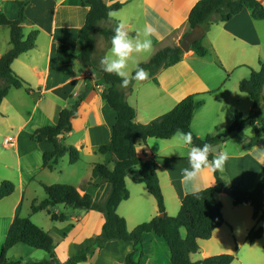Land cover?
<instances>
[{"label":"crops","instance_id":"crops-1","mask_svg":"<svg viewBox=\"0 0 264 264\" xmlns=\"http://www.w3.org/2000/svg\"><path fill=\"white\" fill-rule=\"evenodd\" d=\"M199 1L201 0H103L108 6L118 2L126 3L116 13L126 23L129 36L134 42L145 38L143 28L146 23H152L158 29L159 39L152 38V52L141 55L134 53L129 60L127 71L130 75H133L137 66L149 61L159 50L180 45L189 30V15ZM82 2L83 0H0V14L9 20L18 19L19 4L25 5L28 19L23 25L25 38L33 31L39 32L36 47L22 54L12 64L14 72L29 84L31 93H27L25 89H12L0 107V142L4 150H12L7 154L0 152V185L3 181H11L15 185V192L1 200L12 204L10 218L5 225L6 236L11 224L20 215L19 211L27 194H32L31 184L35 178L46 176L47 173L50 178L58 172L57 165L53 170L43 167L44 153L53 151L54 146L32 141V135L37 129L56 125L60 112L71 107L75 99L86 92L78 116L72 120V131L63 136L64 143L77 148L82 156L96 158L100 154L99 147L109 144L111 140L117 114L103 98L102 91L105 87L97 85L94 71L83 68L78 60L61 65L57 59L59 45L68 46L75 55L82 49L80 33L89 12V7ZM261 2L264 5V0ZM110 26L107 23V27ZM203 45L208 49L206 57H199L189 50L184 53L179 64L156 73L148 70L149 77L146 81L133 80L127 88L119 87L126 95L128 104L135 109L137 123H150L172 111L190 95H195L196 100L202 103L191 123L192 131L201 139L213 134L219 126L224 133L233 124L236 112L242 113L244 117L250 115L253 101L248 94L240 91L239 85L241 81L250 78L252 70H259L260 62L264 61V21L255 20L252 12L244 9L229 22L213 24L204 35ZM11 48L10 30L0 27V58ZM110 48L111 46L107 48L105 39L100 38L95 43L92 58L98 67H101L100 60L110 52ZM262 99L264 113V88ZM254 135L255 130L247 127L242 132L223 138L217 145L231 157L225 170L220 172L223 180L228 185H240L245 191L255 189L264 177V133L261 129L258 145L246 147V143ZM136 151L142 161H154L159 166L158 178L166 213L170 217H176L183 199L188 195L186 193L190 192L189 188L180 183L181 169L188 167V148L177 144L172 138H150L146 143L139 144ZM179 153L183 155L180 156ZM103 156L104 163H87L86 177L77 184H71L81 194H91L97 203L107 199L111 186L101 177L92 179L93 169L97 164H107L111 169L114 167L112 156ZM138 177L139 168H136L126 178L130 197L117 209V213L126 220L129 231L159 215L157 202L147 187L132 180ZM44 182H39L41 187L43 184L47 185ZM215 182L213 173H205L201 187L204 190ZM53 183L48 182V185ZM228 196L224 192L216 196L223 205V215L225 216V207L230 209L233 205L232 214L244 216V229L249 233L257 226L253 208L248 205L236 206L231 196V201H227ZM34 202L37 200L31 198L30 209ZM59 207L53 208L51 212L61 214ZM225 221V225L217 229L212 237L225 234L223 228L229 224L227 218ZM64 223L71 224V230L64 234V241H68L65 258L70 260L86 241L101 234L105 218L96 210H73L72 216H68ZM163 242L166 243L155 234H146L143 247H140L135 260L141 264H154L150 250L155 245L163 246ZM133 250L131 242H108L89 263L125 264L127 255ZM214 255L216 254L204 251L201 260ZM193 256L194 254L191 256L192 260L197 261Z\"/></svg>","mask_w":264,"mask_h":264},{"label":"trees","instance_id":"trees-1","mask_svg":"<svg viewBox=\"0 0 264 264\" xmlns=\"http://www.w3.org/2000/svg\"><path fill=\"white\" fill-rule=\"evenodd\" d=\"M82 3L89 7V12L80 33L81 51L75 55L68 46L59 45L56 54L61 65L78 60L83 68L92 69L97 78V85L105 87L102 94L104 100L117 114L109 144L98 149V153L112 156L114 167L111 169L107 164H97L92 174V179L101 177L102 180L110 184L111 190L104 202L97 203L91 194H81L72 185L43 184L46 198L40 203H33L32 213L46 211L53 222H65L68 219L66 214L51 212L53 208L61 205L73 210H96L103 214L105 223L101 234L86 241L70 258V264L89 263L90 259L108 242L114 241L133 243L134 250L127 255L125 264H141L135 260V256L142 246L146 234H155L166 241L171 253V264H233L236 258L231 254L212 256L197 262H193L191 256L200 250V241L210 240L213 233L225 225L223 205L216 196L222 193L226 187L231 191L234 205H248L253 208V218L257 221V226L248 233L249 244L254 245L264 236V177L255 189L245 191L240 185H228L218 171L214 173L216 182L213 186L204 189L199 194V198L191 194L186 195L179 214L176 217H170L166 213L164 195L158 178L160 168L154 161H142L137 155L136 149L139 144L146 143L150 138L170 139L177 129L184 132L191 131L193 144L202 147L204 143L218 145L223 138L242 132L247 127H252L255 130V135L246 143V147L253 148L258 145L261 138L260 129L264 133L262 99L264 61L260 62L259 70H252L250 78L241 81L239 85L240 91L248 94L253 101L252 112L248 117L236 112L233 124L224 133L217 128L213 134L201 139L192 131L191 123L194 114L202 105L196 100L195 95L186 97L172 111L150 123L140 124L136 122L135 109L128 104L126 95L119 90L121 79L114 74L103 72L92 58L94 52L93 33L101 23H110V27L100 30L106 46L109 48L111 37L114 35L113 28L117 21L110 19L108 13L121 10L126 3L118 2L110 6L106 5L103 0H83ZM19 5L20 12L16 20H9L5 15L0 14V27L10 30L12 45V48L0 58V107L12 89H25L27 93L32 91L29 84L12 69V64L17 58L36 47L39 35L38 31H33L25 38L23 25L28 19L25 14V5L22 3ZM244 9L250 10L255 20L264 21V5L261 0L199 1L189 15V30L183 36L184 38L197 28L203 29L197 34L190 50L199 57H206L208 49L203 45L205 33L213 24L229 22ZM184 53L180 45L167 47L156 52L149 61L141 63L139 67L155 73L169 69L182 62ZM134 73L135 71L133 75ZM85 96L86 92L78 97L74 105L63 109L56 125L39 128L33 133L32 141L46 142L54 146L53 151L45 152L43 155L44 168L53 170L66 155H69L71 164H76L80 160L81 152L74 146H67L64 143V138L59 139V135L65 136L72 131V120L78 116ZM209 159L212 157L210 156ZM136 168H139V177L132 178V180L147 187L148 192L157 202L159 215L149 222L140 224L133 231H129L126 220L117 213V209L123 201L130 197L126 178ZM14 192V183L3 181L0 185V201L11 196ZM183 231H185V235H183ZM17 245H25L34 250L44 251L49 255L48 259L38 262L30 261L27 264H55L56 253L53 237L29 218L17 217L11 224L0 253V264H23V260L8 259L9 251Z\"/></svg>","mask_w":264,"mask_h":264},{"label":"rangeland","instance_id":"rangeland-1","mask_svg":"<svg viewBox=\"0 0 264 264\" xmlns=\"http://www.w3.org/2000/svg\"><path fill=\"white\" fill-rule=\"evenodd\" d=\"M107 23L103 22L98 26V29L93 33V47L95 43L101 39L104 40V37L101 35V29L106 28ZM78 99V98H77ZM77 100L75 99V102ZM72 103V105L75 104ZM221 128V126H219ZM217 127V128H219ZM216 128V129H217ZM216 131V130H215ZM214 131V132H215ZM221 131V130H220ZM12 150H4L3 144L0 142V152L1 153H10ZM104 163V156L98 154L96 158H92L89 155H81L80 160L77 162V165L70 163L69 155L63 157L59 163L57 164L58 172L57 174H53L52 177L48 178V173L46 176H40L35 178L34 182L31 184L32 194H27L26 199L20 208L19 216L21 218H29L34 224L42 228L46 232H51L54 236L55 240V251L56 259L55 264H70L69 260L65 258L66 249L68 241H64L65 233L71 230L70 223L64 222H53L46 212H40L38 214H33L30 209L31 198L37 200V202H41L46 198L45 191L43 187H41V180L45 181L44 183L48 185L49 183L54 184H77L82 178L86 177V167L87 163L91 162ZM73 186V185H72ZM226 198V197H225ZM16 199V198H15ZM227 201H231V197L226 198ZM16 201V200H14ZM12 202V201H11ZM11 203H4L0 201V253L4 246L6 235H5V225L7 221H9L10 213H11ZM57 210V209H56ZM61 214H66L68 216H72L73 209L68 208L66 206L61 205L58 209ZM232 210L234 211V206L232 205L230 209L225 207L224 214L225 220L227 218L229 224L224 227L225 234H219L218 236L212 237L211 240L200 241V251L197 254H194L193 258L197 261H200L202 258V253L207 251L211 254H216L214 256H218L217 253L223 254H231L234 255L236 260L233 264H264V237L257 241L254 246H250L247 242V231L244 229L245 218L244 216H234L232 214ZM76 211V210H75ZM71 212V213H70ZM185 235V231H183ZM226 235V237H225ZM144 241V240H143ZM163 246L155 245L150 250L153 263L154 264H171L170 263V252L168 246L165 242H163ZM142 246L141 248L143 247ZM54 248V249H55ZM25 251V252H24ZM33 255H29V254ZM21 256V257H20ZM49 255L44 251L34 250L25 245H18L14 252H11L8 255V259L15 260H23L24 264L27 262H38L44 259H48ZM192 260V258H191ZM193 262H197L192 260Z\"/></svg>","mask_w":264,"mask_h":264},{"label":"clouds","instance_id":"clouds-1","mask_svg":"<svg viewBox=\"0 0 264 264\" xmlns=\"http://www.w3.org/2000/svg\"><path fill=\"white\" fill-rule=\"evenodd\" d=\"M110 19H116L117 23L113 28L114 35L111 37L110 52L104 55L100 60L101 69L108 74H114L121 79V87L127 88L135 80L137 82L146 81L149 77L148 72L137 66L134 75L127 71L128 62L133 54H148L153 50V37L159 39L157 27L152 23H146L143 28V41L135 42L129 36L127 25L120 20L117 13L110 11ZM172 139L182 147H187L188 167L181 169L180 183L182 186L190 189L189 193L197 198L203 191L201 187L202 177L205 173L223 172L228 160L231 158L227 151H221L218 146L204 143L203 146L193 144V135L191 131L184 132L177 129ZM182 156V153H179ZM212 159H209V157Z\"/></svg>","mask_w":264,"mask_h":264},{"label":"water","instance_id":"water-1","mask_svg":"<svg viewBox=\"0 0 264 264\" xmlns=\"http://www.w3.org/2000/svg\"><path fill=\"white\" fill-rule=\"evenodd\" d=\"M203 29L202 28H197L194 31H191L190 33H188L183 39L182 42L180 44L181 49L184 52H188L191 48V45L195 42L196 38H197V34L199 32H202ZM63 135H59V139H62ZM217 146V145H216ZM223 192L229 196H232L231 191L228 187H226Z\"/></svg>","mask_w":264,"mask_h":264},{"label":"built area","instance_id":"built-area-1","mask_svg":"<svg viewBox=\"0 0 264 264\" xmlns=\"http://www.w3.org/2000/svg\"><path fill=\"white\" fill-rule=\"evenodd\" d=\"M104 92V90L102 91V93Z\"/></svg>","mask_w":264,"mask_h":264}]
</instances>
